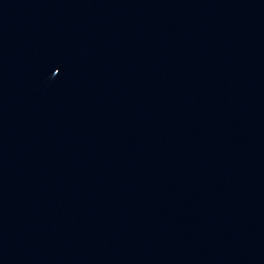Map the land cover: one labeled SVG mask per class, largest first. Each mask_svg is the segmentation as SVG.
I'll return each instance as SVG.
<instances>
[{
    "label": "water",
    "instance_id": "1",
    "mask_svg": "<svg viewBox=\"0 0 264 264\" xmlns=\"http://www.w3.org/2000/svg\"><path fill=\"white\" fill-rule=\"evenodd\" d=\"M0 264H264V0H0Z\"/></svg>",
    "mask_w": 264,
    "mask_h": 264
}]
</instances>
